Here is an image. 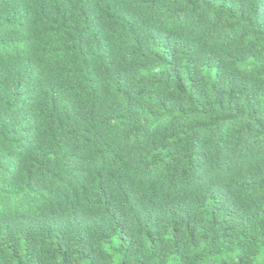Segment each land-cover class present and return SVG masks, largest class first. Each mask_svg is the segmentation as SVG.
<instances>
[{"label": "trees", "instance_id": "obj_1", "mask_svg": "<svg viewBox=\"0 0 264 264\" xmlns=\"http://www.w3.org/2000/svg\"><path fill=\"white\" fill-rule=\"evenodd\" d=\"M0 264H264V0H0Z\"/></svg>", "mask_w": 264, "mask_h": 264}]
</instances>
